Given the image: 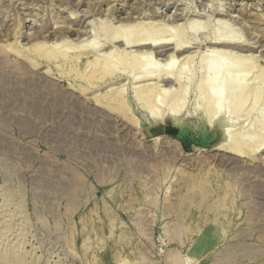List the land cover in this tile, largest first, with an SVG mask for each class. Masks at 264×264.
Returning <instances> with one entry per match:
<instances>
[{"label": "rangeland", "instance_id": "rangeland-1", "mask_svg": "<svg viewBox=\"0 0 264 264\" xmlns=\"http://www.w3.org/2000/svg\"><path fill=\"white\" fill-rule=\"evenodd\" d=\"M150 21L183 30L198 55L164 69L168 55L153 54L124 71L129 85L144 72L195 76L182 111L162 108L163 121L132 94L103 106L110 96L74 81L47 47L83 39L110 51L103 27ZM213 76L210 121L195 87ZM252 81L264 91V0H0V210L24 228L20 259L0 243V264H264V130L251 122L264 120V101L231 124ZM229 128L263 146L231 155Z\"/></svg>", "mask_w": 264, "mask_h": 264}, {"label": "bare ground", "instance_id": "bare-ground-1", "mask_svg": "<svg viewBox=\"0 0 264 264\" xmlns=\"http://www.w3.org/2000/svg\"><path fill=\"white\" fill-rule=\"evenodd\" d=\"M126 16H127V14H126ZM141 16L143 17V15H141ZM139 18H140V16H139ZM128 19H129V17H128ZM130 19H132V17ZM128 24L126 26H119V27H111V25H110L111 28L109 26H107L106 28H109V30L108 29L106 30V28L103 27V29H105V31L102 29L104 31L103 32L104 34H102V33L101 34L105 38L104 40L106 43L109 42L110 44H112V46L107 47V48H110V51H105L104 49H100L99 47H97V45H96V47H94L95 45L93 46L90 43H85L87 41H84L83 39H82V41H80L79 39L83 38L84 35H85V37L87 36L88 33L86 31L85 32L87 34L86 33L80 34L81 32L79 31L80 33L77 34L78 38L76 39V41H78V40L79 41L77 43H74V44L70 43L71 45H69V48H67L66 50H58L59 47L57 48V45L54 46L55 44L52 45L50 43L47 45V47L49 46L50 49L52 48L51 49L52 51H56L59 53L58 54L59 56H57V58H55L56 57V56L54 57L55 53L53 55V53L50 52L51 57L55 58L53 60L54 61L57 60L56 61L57 65L60 63L69 64V70L74 72V81H77V80L81 81L82 83L85 84V86H87L89 89H91V92H92V90H94L95 92H93V95L96 92L100 91L101 93L98 95L101 96L102 99H106L108 96H110L109 101L106 104H102L103 106L110 107L113 105H118V106L124 107V106H126V103H127L126 99H127L128 94H132L133 97H135L137 99L138 105L141 109L142 108H145V109L148 108L149 109V107H151V108L154 107V109L156 110L155 113H154V110H153V114L151 112L153 119H155L154 122H156L157 121L156 119H158V118H159V120L161 118L162 119L161 121H163L165 118L164 115L166 114V113L164 114V112H166L165 110H168L169 113L170 112L173 113L175 111L179 112L180 110L182 111V108H183L182 104L183 103H181V100L183 101V99H185V98H183L184 95L185 94L187 95V93L191 90L190 89L191 83H192L193 79L195 78V76H191V77L182 76L183 73H182V75L180 73L182 71H180L179 73L176 71L177 74L170 73V74H167L168 76H165V74H163L164 72L160 71V72H163V73H159L160 76H162V77L158 78L157 76L159 74H157V76L154 75L157 78H154V76L152 75L154 78L153 79V78H151L152 76H150V75H147V76H150V78L147 77L146 74H144L145 72L143 71L144 73H143L142 77H140L139 75H138L139 77L138 76L134 77L133 79L135 81L133 82V84L131 83V85H129V84H125V82L122 83V81L128 80L130 77V76L128 77V73H125L124 71L125 70L134 71L137 67H140L139 64L142 62V58H144V57L150 58L147 56H151L153 54H155V56L159 55L162 57H165V55H168L165 58L169 61L168 62L169 64L167 63V65H166L167 67L165 66L164 69L168 68V65L174 64V63H170V62H176L177 63V61H178L177 58H179L182 61H185L184 63H186V61L189 62L190 60L191 61L194 60L198 55L195 54L194 51H192V49H193V47H192L193 45L191 44L192 42L190 43L189 41H187L184 38V33L182 32L183 28L181 29L182 33L179 31L181 34L178 32L179 35L177 36V34H176L177 39H175L176 36L173 37V32H172V36H171L170 35L171 33L169 32L168 29H166V27L161 26V25H157L151 21L147 22V23L143 22V23H138V24H136V22H135V24H132V25H128ZM180 27H181V25H180ZM83 33H84V31H83ZM174 35H175V32H174ZM206 39H208V38H206ZM221 40L215 41L217 43V46H218V47L216 46L217 48L220 49V47H221L222 49H226L229 46H231L230 45L231 41L228 40V43L224 44L223 42H221ZM170 41H174V43H170ZM67 43H69V41ZM115 44H117V46H115ZM213 44L215 45V43H213ZM232 45H233V43H232ZM237 46H235V47L237 48ZM170 47H171V49H170ZM43 48L44 47L42 46L41 49H43ZM229 48H228V50H229ZM37 50L38 49H36V51ZM169 50H172V52L167 54L169 52ZM221 51L223 52L224 50H221ZM221 51L219 50L220 53H222ZM226 51H227V49L224 52H226ZM61 52H64V53H61ZM212 52H214V51H212ZM50 55H48V56H50ZM201 56L202 57L199 58V60L201 59V61H199V63L201 62L203 65V63H207V62L204 61L205 58L202 59L203 58L202 54H201ZM225 56H227V54ZM84 60L86 61V64L84 65V68H83L84 71H82L80 73L79 70L77 69V67H79L81 65L82 61H84ZM140 60H141V62H140ZM167 60H165V62ZM209 60H210V58H209ZM182 61H181V63L180 62L179 63L182 64L183 63ZM216 61L217 62H215V63L217 64V63H219L220 60H216ZM137 64H138V66H137ZM247 64H245L244 66H247ZM199 66H200V64H199ZM249 66L251 67V64ZM58 68L59 67H57V69ZM88 68H90V70H88ZM119 69H122L123 72H121V70H119ZM201 69H202V67H201ZM87 70L89 71V73L86 74L85 72H87ZM167 70H170V69H167ZM167 70H164V71L167 73L168 72ZM245 70H247V68H245ZM141 73L142 72H140V74ZM148 74H150V73H148ZM134 76H136V75H134ZM260 76L261 75L256 76L257 77L256 79L259 80ZM122 77H126V78H122ZM211 77H212V75H211ZM211 77L209 79H207L208 77L207 78L204 77L206 80L202 79L203 81L199 80V82H201V83L197 87H195L197 90L196 92H199V95L201 94V97H200V99L198 98V100L195 102L194 108L196 110H200L201 108H203L202 110H204L205 113L208 115V119L210 121H213V119H216V118H214L216 116L211 115V113L212 114H214V112L216 113L218 108H217V104L215 102L216 98L213 96H209V92L214 89V83H213L214 81L213 80L215 78H214V76H213V79ZM197 82H198V80H197ZM257 83L258 82L252 81V83H249L248 85H244L242 87H239V90H238L239 96L236 97V99H234L235 96L233 94L234 91L232 89H236L237 87L236 86L231 87V85L229 87V85H228V88L231 89L230 90L231 94H232L231 96H234L232 98L229 95L232 99H234V100H232L231 98H229L233 101L232 103H234V104H232L233 106L231 109V114H232L231 115V121H232L231 124H233V121H235V122H243V121L247 122L246 120L248 119V117H245L243 119L242 118L243 116H241V113L245 112L244 114H247L250 111V109L248 108V103L250 100L254 101L253 104H256L257 102L259 103L260 101H264V91L260 90V87L257 85ZM75 85H77V84H75ZM79 86H81V85H79ZM88 94H90V93H88ZM183 102H185V100ZM156 107L158 108V110L156 109ZM151 108L149 109L150 111H151ZM162 108L165 109L164 112L162 111ZM159 110H160V112H159ZM159 113L162 114L161 117H158ZM229 118H228V121L225 120V121H227V123L230 120ZM251 122H252V125L253 124L261 125L263 130H264V120L263 119L259 120L258 118H252ZM248 123H250V122L248 121ZM236 124H238V123H236ZM240 135L242 136V134H240V133H233L231 128H229V131L225 136L226 142L229 139V143H230L229 151H230L231 155H234V156H239L242 154L244 155L246 152H254L255 150L260 149V146L261 147L263 146V144L260 145L259 142L257 144L255 142L251 143V142L246 141L247 140V139H245L246 137L244 138L245 140H243V137H240ZM254 137L256 138V136H254ZM262 137H264V135ZM260 142L264 143V140L260 141ZM245 156H247V155H245ZM245 156H243V157H245ZM0 206H1V204H0ZM3 206H5V205H3ZM3 206H2V209L4 210ZM2 209L0 210V243L3 244L1 246L5 245L6 250L8 249V252H5V250L2 248L4 250V254H5L4 256L9 255V260L11 259V257H14L13 259H15V257L17 259L18 258L20 259V255L23 252V251L21 252V250H22L21 244H23V243L21 240L22 237H20L23 234L22 231L24 229V228H22V225H21V222H23V221L18 219L19 220V222L17 220L18 223L13 222L14 219H16L15 218L16 216L9 217V214H5V212H3ZM19 214L20 213H18V215ZM7 218H10V219L12 218L13 221L11 222ZM17 259H16V261H17ZM22 260H23V258H22ZM19 261H21V260H19ZM18 263H20V262H18Z\"/></svg>", "mask_w": 264, "mask_h": 264}, {"label": "clouds", "instance_id": "clouds-1", "mask_svg": "<svg viewBox=\"0 0 264 264\" xmlns=\"http://www.w3.org/2000/svg\"><path fill=\"white\" fill-rule=\"evenodd\" d=\"M228 119V118H227ZM229 122H231L230 120H229Z\"/></svg>", "mask_w": 264, "mask_h": 264}]
</instances>
